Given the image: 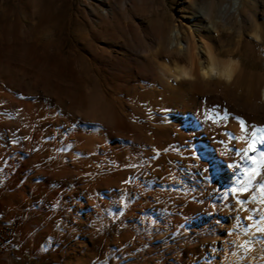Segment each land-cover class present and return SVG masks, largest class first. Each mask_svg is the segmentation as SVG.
Segmentation results:
<instances>
[{
  "label": "rangeland",
  "instance_id": "obj_1",
  "mask_svg": "<svg viewBox=\"0 0 264 264\" xmlns=\"http://www.w3.org/2000/svg\"><path fill=\"white\" fill-rule=\"evenodd\" d=\"M211 1L233 2L0 0V264H245L233 263L235 251L264 264V234L255 252L247 240L264 222V157L259 175L211 211L189 209L214 180L196 147L212 144L234 170L253 141L264 151V119L245 117L242 131L232 108L204 96L191 111L197 127L173 126L167 118L176 108L162 97L171 61L148 41L159 29L189 30L191 14ZM239 3L240 15L195 39L210 37L221 61L240 72L236 85L207 89L228 91L251 110L264 87V0ZM138 33L146 52L131 50L129 36ZM171 87L184 103L194 93ZM91 139L92 149L80 153ZM186 157L194 171L184 168ZM172 175L179 185L160 184ZM187 179L200 187L183 186ZM11 222L16 228L5 233ZM212 244L220 252L211 263Z\"/></svg>",
  "mask_w": 264,
  "mask_h": 264
},
{
  "label": "bare ground",
  "instance_id": "obj_2",
  "mask_svg": "<svg viewBox=\"0 0 264 264\" xmlns=\"http://www.w3.org/2000/svg\"><path fill=\"white\" fill-rule=\"evenodd\" d=\"M128 1L131 2L132 0H128ZM239 1L240 0H233L231 4L225 3L220 5H216L211 1L209 2L208 5H206L205 8L203 9L201 8V10H199L198 12H194L191 14V18L193 20L190 21L192 22V26L190 27L189 30L187 29L184 30L182 29V27L175 26L171 29V31L168 34H165L163 32V29H159L155 31L153 33L152 38L148 40L151 42L152 46H154L157 49V52L159 51V53L168 57L171 61V67L168 68L166 72H162L164 76L167 75L168 77H170V82L167 83L168 87H170V91L164 93L162 97H163V103L164 102L168 103L176 108L174 109V113L167 118L168 121L171 122L173 126L177 125L184 128L197 127V118L192 116L193 113L191 111L199 104L200 99L204 96L212 97L217 103L222 104L224 107L232 108L235 116L238 117L239 121L241 119H244L245 117L249 118L250 120H256L258 122L264 119V87L261 89L259 93L260 105L254 106L251 110L237 106L235 102L236 101L235 98L231 96V94L228 91L219 90V89H215V90L207 89V86L213 82L216 83L218 82L224 86L236 85L237 83H239L238 81L240 79V72L239 70H237L235 63L232 60H229L226 63L221 61L218 53L215 52V49L208 42V40H210V37H207L208 40L205 38H199L198 40L195 39V36L198 35L200 31L206 32V34L210 35V33H213V31L217 29L218 26L217 24H226L227 16L229 14L232 13L233 15H240L241 11H240ZM84 7L91 16L97 18L99 21H102V18L101 19L98 18L97 16L98 14L96 10L93 7H91L90 4H84ZM107 15H108L107 12H104L102 16L107 17ZM193 22H196V24H193ZM143 39L144 38H142L139 33L135 35L131 34L129 36V40L132 43L134 42L137 43V45L131 46V50L133 52H137V53L146 52L145 50L146 47ZM145 39L147 40V38ZM121 64L118 65V67H116L117 70L121 68L123 69L126 65L125 63L124 66L123 63ZM212 67H215L218 72L223 71L226 67H230L232 71L231 80L223 79L219 75L213 76L210 71L207 76L203 75L205 71H208ZM185 71H187L188 73L187 76L184 75ZM173 83L178 84L180 86H190L193 88L194 93L192 95V98L188 99L187 103L183 102L186 99L183 92L179 90H175L173 87H171ZM179 106H181V108H179ZM187 112L188 113L191 112V113L188 116L184 117V115ZM95 143H96L95 139L87 140L83 144L82 148H79L80 150L78 151L81 153L89 149H92ZM196 148L202 154L203 159H206V162L204 163L203 161L199 162L200 165L203 163V165L207 166L208 168L207 174L214 177V180L212 182L208 181V185H206L207 197L206 199L201 200V205L191 204L189 209H192V211L194 212L201 208L203 209L207 208L208 211H211L214 208V206L217 205V203L221 204L225 200V198L228 197L233 192L235 187H238V185H241V183L243 184V182L245 181L244 180L245 177L247 178L246 173L249 170L253 169L257 164V163L254 164L253 161L248 157L254 156L256 157V161L258 162L262 157V153H264V151L262 152L258 151L252 153L250 151L245 150L247 151V155H245V151L241 152L240 154H238L237 156L238 160L236 161L240 165H235L233 170L227 165H223L222 162L217 159L218 150L215 149L216 147H213L212 144H202L200 146H197ZM9 153L12 154V151H10ZM181 162H184V168L188 170V172L194 171L195 168H193L189 157H186V159L181 158ZM174 177L175 175L174 176L172 175L167 179H163V182L160 184L173 185V186L179 185L180 183L178 184V182L174 180L175 179ZM181 184H183V186L186 184H189L190 186H197L198 182L195 183L194 181V183L192 182L191 184L189 183V179H187V181L184 180L183 182H181ZM198 186L200 187V185ZM194 188L195 187L191 189ZM252 200H253L252 202H254V198ZM176 202L177 201L175 200L172 201L173 206H176ZM250 205L253 206L254 204H250ZM177 216L178 215H176V217ZM136 218L137 215L133 213L131 215L130 218L131 221L129 223L131 227L135 225L134 221ZM263 234H264L263 221L258 222L257 225H255V228L248 232L247 240H254L256 243L255 247L251 249L252 252L257 246L261 245L260 242ZM212 247H214L215 249L212 251L211 249L209 250L211 252L209 253V256L211 257L210 258L211 263L214 257H216V255L218 254L216 252V249L218 251V249L220 248V247L218 248V245L216 244H212ZM256 249H258V247ZM250 253L251 252L240 254L239 251L238 252L235 251L234 256L232 258L233 263H234V259L235 261L236 260L240 261V259H242L241 261L244 260L245 264H254L255 258H253V256L250 255ZM201 264H205V262Z\"/></svg>",
  "mask_w": 264,
  "mask_h": 264
},
{
  "label": "snow or ice",
  "instance_id": "obj_3",
  "mask_svg": "<svg viewBox=\"0 0 264 264\" xmlns=\"http://www.w3.org/2000/svg\"><path fill=\"white\" fill-rule=\"evenodd\" d=\"M209 71L211 72V74H212L213 76H217V75H219V76H221L223 79H226V80H231V78H232V71H231V68H230V67H226V68H225L223 71H221V72H218V71L216 70L215 67H212V68H210L208 71H205V72L203 73V75L207 76V75L209 74ZM184 75H185V76L188 75L187 71L184 72ZM239 123H240V126H241V130H242V131H245V130H246V129H245V121L241 119V120L239 121ZM258 131H260V132H264V128H260V129H258ZM253 135H254V133H253ZM262 138H264V137H262ZM256 150H257V149H256V147H255V141H253V143H250V144L248 145V151L255 152ZM245 155H247V151H245ZM262 157H264V153H262ZM248 158L251 159V160L253 161L254 164L257 163V161H256V157L252 156V157H248ZM260 163L264 164V158L261 159ZM246 175L249 176V177H251V179H255L256 176L259 175V173H258V171H257L256 168H253V169L249 170V171L246 173ZM250 182H251V180L249 181V183H250ZM246 190H247V189L244 188V187H242V188L240 189V191H246ZM234 191H236V190H234ZM261 191H262V193H264V186H262ZM261 203H264V200H261ZM248 219H251V217H248ZM262 219H264V217H262Z\"/></svg>",
  "mask_w": 264,
  "mask_h": 264
},
{
  "label": "built area",
  "instance_id": "obj_4",
  "mask_svg": "<svg viewBox=\"0 0 264 264\" xmlns=\"http://www.w3.org/2000/svg\"><path fill=\"white\" fill-rule=\"evenodd\" d=\"M16 228V223L15 222H11L9 223L7 226H5L4 228V232L7 233V232H11L13 231L14 229Z\"/></svg>",
  "mask_w": 264,
  "mask_h": 264
}]
</instances>
